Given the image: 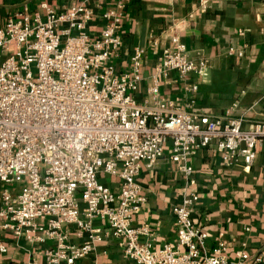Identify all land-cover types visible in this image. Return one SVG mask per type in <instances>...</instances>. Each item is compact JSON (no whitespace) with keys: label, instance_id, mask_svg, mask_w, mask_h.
Masks as SVG:
<instances>
[{"label":"built area","instance_id":"1","mask_svg":"<svg viewBox=\"0 0 264 264\" xmlns=\"http://www.w3.org/2000/svg\"><path fill=\"white\" fill-rule=\"evenodd\" d=\"M209 3L198 0L200 11ZM40 8L43 20L23 11L0 27V228L30 244L52 243L43 261L27 264H75L112 238L129 264H264V248L227 257L222 233L208 253L207 232L191 217L198 194L189 163L195 150L213 146L223 163L248 169L264 145V121L243 127L230 109L202 115L161 96L160 80L169 73L185 78L207 69L206 59L188 56L176 31L140 104L144 50L134 48L122 72L110 63L121 46L120 12H104L108 22L91 39L93 13L85 4L60 11L42 2ZM244 52L230 47L227 53ZM165 150L184 179L172 207L177 247L153 248L149 226L134 224L146 202L138 177ZM103 176L116 179L117 190ZM71 234L83 241L71 242ZM5 249L0 242V252Z\"/></svg>","mask_w":264,"mask_h":264},{"label":"crops","instance_id":"2","mask_svg":"<svg viewBox=\"0 0 264 264\" xmlns=\"http://www.w3.org/2000/svg\"><path fill=\"white\" fill-rule=\"evenodd\" d=\"M42 2L56 10L85 4L92 10L87 33L97 38L108 22L107 10L120 12L121 46L111 56L117 73L128 68L134 48L144 50L141 72L144 80L135 94L142 104L147 78L153 73L161 51L169 45V35L176 31L185 43L188 56L207 60L202 76L189 74L179 78L169 73L159 83L162 97L181 110L210 116L242 117L243 127L264 121V0H210L200 11L198 0H0V27L17 12L37 13L44 19ZM243 49L241 57L228 55V49ZM192 85L196 86L191 90ZM232 104L236 107L232 108ZM213 146L194 151L189 159L195 179L197 204L192 209L194 224L207 232L208 253L215 247L218 233L227 245L225 254L235 258L241 249L254 253L264 248V145L257 148L254 163L245 169L241 163L225 164ZM165 150L153 169H142L138 177L145 201L134 217V224H146L151 230L152 247L165 244L177 247L172 207L178 203V189L184 179ZM101 181L113 190L118 182L103 176ZM96 227H103L94 221ZM79 244L82 238L70 235ZM0 264H27L34 258L41 262L51 242L27 243L0 228ZM117 241L108 239L94 252L75 264H129Z\"/></svg>","mask_w":264,"mask_h":264}]
</instances>
